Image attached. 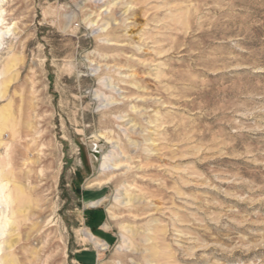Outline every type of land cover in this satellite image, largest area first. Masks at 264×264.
<instances>
[{"label": "rangeland", "instance_id": "374dc122", "mask_svg": "<svg viewBox=\"0 0 264 264\" xmlns=\"http://www.w3.org/2000/svg\"><path fill=\"white\" fill-rule=\"evenodd\" d=\"M0 29L1 257L264 264V0H0Z\"/></svg>", "mask_w": 264, "mask_h": 264}, {"label": "bare ground", "instance_id": "6f19581e", "mask_svg": "<svg viewBox=\"0 0 264 264\" xmlns=\"http://www.w3.org/2000/svg\"><path fill=\"white\" fill-rule=\"evenodd\" d=\"M7 33L6 31H2L0 29V39L3 38ZM10 69V68H9ZM7 83L4 82L3 86L0 89V97H3L7 91ZM7 110V108H5ZM12 117V116H11ZM10 116H9V112L7 111H1L0 112V131L3 132L5 129H7L9 126H11V122H10ZM12 120V119H11ZM13 125V124H12ZM11 128V127H10ZM1 143V142H0ZM10 165V162L8 161V166ZM7 173L11 174L9 177H6L4 174L6 173L5 171L3 172V170L0 167V237L4 236V232L6 230V227L9 225L10 228L13 227L14 225H16L14 223V221H10L11 218L8 217L7 215V211H11L12 215H15L16 213H21L23 212V210H21L20 208L15 209L14 207H12L11 209V205L14 204L15 202H17L18 200L21 199L22 195H24V188L23 186L20 185H16L14 184V188L16 190L15 193H13V189L8 186L9 182H14V178L11 177L14 174V171L12 170V168H8L7 169ZM128 195V194H127ZM131 194H129L130 196ZM128 196V197H129ZM131 197V196H130ZM115 199V197H114ZM131 199V198H130ZM130 201V200H129ZM128 201V202H129ZM127 202V203H128ZM28 206V205H27ZM25 208V207H24ZM28 210V209H27ZM111 212V211H110ZM9 213V212H8ZM112 213V212H111ZM112 217L114 218V215H112ZM112 218V219H113ZM17 221V220H16ZM16 227V226H15ZM108 227V226H107ZM8 228V227H7ZM9 229V228H8ZM15 229V228H14ZM134 230V229H133ZM137 234V233H136ZM83 236L87 238V240L91 243H93L95 246L100 247L101 249H105L106 248V243L100 241L99 239H97L90 231H83ZM7 238V237H6ZM2 240V239H1ZM19 241V240H18ZM7 244L8 246H11L13 243L10 240H7ZM16 244V243H15ZM4 246V245H3ZM13 246V245H12ZM2 249V245H1V241H0V252ZM1 253H0V260L4 262H6V264H16L14 258H8V257H1ZM9 256V255H8ZM11 257V256H10ZM2 263V262H1Z\"/></svg>", "mask_w": 264, "mask_h": 264}, {"label": "crops", "instance_id": "0c3cea01", "mask_svg": "<svg viewBox=\"0 0 264 264\" xmlns=\"http://www.w3.org/2000/svg\"><path fill=\"white\" fill-rule=\"evenodd\" d=\"M79 259L84 264H96L97 260L93 252H82L79 254Z\"/></svg>", "mask_w": 264, "mask_h": 264}]
</instances>
